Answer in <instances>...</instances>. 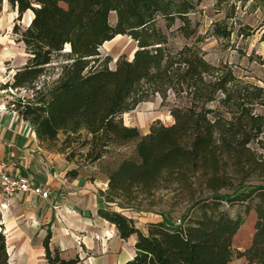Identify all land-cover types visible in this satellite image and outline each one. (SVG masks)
Instances as JSON below:
<instances>
[{
    "label": "trees",
    "instance_id": "obj_1",
    "mask_svg": "<svg viewBox=\"0 0 264 264\" xmlns=\"http://www.w3.org/2000/svg\"><path fill=\"white\" fill-rule=\"evenodd\" d=\"M201 1L8 0L18 12L13 33L28 54L10 86L32 91L13 105L39 138L52 141L66 131L68 139L85 130L92 161L113 143L136 141L135 155L110 171L105 201L122 206L172 188L190 202L180 223L164 218L145 230L123 211L101 207L99 215L116 225L122 239L137 236L135 254L124 264H229L235 254L264 264V183H246L264 177V154L251 147L264 133V115L255 111L264 104V87L241 80L227 64L212 63L197 44L171 45L166 28L177 22L179 35H196L190 15ZM27 11L32 19L22 26ZM216 32L231 35L220 23ZM121 34L137 48L111 68L112 57L100 48ZM46 74L49 79L42 81ZM159 91L188 99L170 108L174 123L157 119L147 134L127 125L123 115ZM224 201L241 206L236 215ZM251 210L252 243L235 251L233 238ZM2 220L0 213V264H9ZM44 248L49 264L81 261L52 247L50 231Z\"/></svg>",
    "mask_w": 264,
    "mask_h": 264
},
{
    "label": "rangeland",
    "instance_id": "obj_2",
    "mask_svg": "<svg viewBox=\"0 0 264 264\" xmlns=\"http://www.w3.org/2000/svg\"><path fill=\"white\" fill-rule=\"evenodd\" d=\"M16 13L17 10L13 11L9 3L4 2L0 5V101L7 105H12L20 99L25 101L27 97L32 96L31 90L16 89L10 86L15 70L23 66L28 58L25 45L16 40L17 36L12 30L18 14ZM30 15L31 11L24 14L23 19L19 21L22 26L28 24ZM12 16L15 18L10 19ZM190 17L193 25L197 27L196 35L189 39L179 35L177 32L179 22H177L172 28H166L172 46L180 47L186 43L197 44L201 47L206 59L212 63L227 64L232 67L241 80L264 87V0H202ZM116 19V13H111V24L114 25ZM219 23L223 28L231 31L230 36H217L216 26ZM136 48L137 42L134 39L121 34L103 44L100 51L103 56L110 55L112 57L109 66L115 68L116 61L121 55L132 58ZM45 79H49L48 74L41 78L42 81ZM186 104H188V99L183 95L179 97L173 92H167L164 95L159 91L135 108L136 116L126 113L123 118L125 122L134 124L139 119V115H144L145 119L148 118L150 121L151 118L154 119L151 124L159 119L164 124L170 125L174 123L170 108L173 105L184 106ZM255 111L264 115V104H257ZM67 136L66 131H61L60 137L56 139L63 138L64 143L71 147V153H88L89 145L84 144L86 132L72 134L68 139ZM259 139L260 142H252L251 147L256 153L264 154V133ZM135 144L136 141L111 144L105 153L106 157L102 159L103 163L105 165L115 164L126 157L134 156ZM246 183L252 185L264 183V177L252 176L246 180ZM224 192H233V189H226ZM189 205V200L183 198L178 191L172 188H163L156 191L154 195L140 197L130 204L123 202V205L120 206L112 202L108 206L132 216L136 225L145 230L150 222L164 218L180 223L179 219L183 217ZM223 206L232 215H236L241 208L237 203L231 205L225 201ZM255 220L256 212L251 210L233 238L235 251H244L250 247L255 232ZM123 251L126 256L133 254L131 242L123 244L121 254ZM229 264L257 263H250L246 257H238L235 254Z\"/></svg>",
    "mask_w": 264,
    "mask_h": 264
},
{
    "label": "crops",
    "instance_id": "obj_3",
    "mask_svg": "<svg viewBox=\"0 0 264 264\" xmlns=\"http://www.w3.org/2000/svg\"><path fill=\"white\" fill-rule=\"evenodd\" d=\"M32 15L31 11L28 23ZM7 107L8 111L0 113V161L50 191L48 198L27 193L11 200L0 191L9 264H49L44 248L49 231L51 246L58 247L65 258L79 255L77 264H124L132 258L136 234L122 239L116 225L99 215L101 207L112 204L105 201V194L110 171L118 163L105 165L106 156L92 161L87 153H71L63 138L41 140L29 121L17 116L11 105ZM127 113L136 116L135 109ZM153 120L139 115L136 123H125L147 134ZM128 241L134 251L130 256L125 251L121 254Z\"/></svg>",
    "mask_w": 264,
    "mask_h": 264
},
{
    "label": "built area",
    "instance_id": "obj_4",
    "mask_svg": "<svg viewBox=\"0 0 264 264\" xmlns=\"http://www.w3.org/2000/svg\"><path fill=\"white\" fill-rule=\"evenodd\" d=\"M13 112L20 116L19 112L14 108L12 104ZM8 111L7 104L0 103V113ZM0 191L5 199H17L27 193H31L42 198H48L50 196L49 189L34 182L28 175L15 174L10 170V164L6 161H0ZM180 222V219H179Z\"/></svg>",
    "mask_w": 264,
    "mask_h": 264
},
{
    "label": "water",
    "instance_id": "obj_5",
    "mask_svg": "<svg viewBox=\"0 0 264 264\" xmlns=\"http://www.w3.org/2000/svg\"><path fill=\"white\" fill-rule=\"evenodd\" d=\"M133 57V56H132Z\"/></svg>",
    "mask_w": 264,
    "mask_h": 264
}]
</instances>
